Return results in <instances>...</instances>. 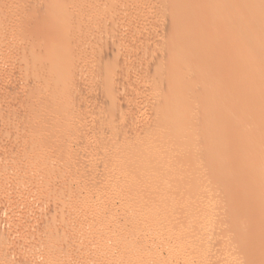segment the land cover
Returning a JSON list of instances; mask_svg holds the SVG:
<instances>
[{"label":"bare ground","instance_id":"1","mask_svg":"<svg viewBox=\"0 0 264 264\" xmlns=\"http://www.w3.org/2000/svg\"><path fill=\"white\" fill-rule=\"evenodd\" d=\"M36 1H38V0H36ZM36 1H34V2H36ZM42 1L44 2L43 5H41ZM79 1L80 0H41L40 5L42 7L40 8V11L42 13H44L46 18L48 19L47 20L46 18H44V19H46V22L44 21V19L43 20L41 19L42 21L45 22L44 25L46 26V28L48 29L51 26L50 23H52L54 26L57 25L58 27H60L59 31H58V33L59 32L60 33L59 34L56 33V34H58L57 36H55L54 32L52 34V35H54V37H53L54 41L59 40L57 46L49 47L48 44L50 42H53V45H56L54 43H56L57 41L54 42L52 39H50L51 40L50 41L47 38L48 34L47 35L45 34V36L49 40V42H48V40L45 42V39H43V38H45V36L40 35L39 32H38V34L35 33L37 31V29H38V31H41V29L39 30V27L37 25L34 26L35 30L33 28V31L31 30L27 33L22 32L20 29V32L22 35H20V33L16 32V31H18L17 28H16L17 29L16 31L15 30L11 31L12 29H15L14 28L16 26L15 23H17L16 21H12V20H14L13 14L10 15L12 17V20H10V21H11V24H14L15 26L12 27V25H11L12 29L8 28L11 30H9L5 36L3 35L4 33L2 32L3 33L2 36H4V37L0 38V39H2V42L7 44L8 47L9 46L11 47V45L17 46V48L14 50V53L16 51L18 52V53H15V54H17V56L20 53L22 54L21 59L18 60L17 57H16L17 59L15 58V61L18 60V62H17L18 64L15 65V67L19 66L20 72L29 73L28 72L29 70L43 69L42 75H39L40 77L38 76L39 79H37L38 82L37 81L36 82L39 85V86L37 85L38 88L40 87L42 89V92H45V93H42L41 89H40L41 93L39 92L38 94L44 95L47 93L48 95L46 97H44L42 95L44 98L42 100H39V101H41V103L39 102L40 104H37L40 106V108L38 106V109H40V112L38 111V113L35 114V116L38 115V116H36L37 119L34 116L32 118L34 120V121L32 120L33 122L29 121V124L25 123V125H28L27 128L30 129L29 125L31 124L30 122H32L31 125H33V127L31 126V128L33 130L31 129L28 131H29V133L32 132L31 135L36 134L34 140L37 141V139H38V141L32 142V141H34V140L31 141V137H33V135L30 136V134H27L28 131L26 129H25L27 131L26 133H25V130L21 129L22 127H25V125H21L20 129L17 127L14 128V126L16 124L13 126L14 130L15 129H17V131L23 130V132L26 135L30 136V141L27 140L28 136L25 137L26 140L28 141V143L31 142L30 144H27V141L25 142V140L17 139V141H20V142L24 141L27 144L26 145L24 143L26 145L25 147L27 148L26 150H28V151H24V152L21 151L22 149L25 148L23 142L21 143V145H23V147L22 146L18 147L20 144L17 146V148H21L20 151L22 153H24L23 156L25 155L26 152L29 153V154L26 153V154H28V155H26L27 160H25V158H24L25 162H27V163L23 164L24 163L23 159H21V161L23 162L22 163L23 165L21 167L19 166V168H21L24 171L26 169H29L28 170L29 173L33 172V170H35V172H36V169L38 167L36 166L37 168L35 169L34 164L37 163V165H38L39 161H41L40 164H42V162L45 161L46 157L48 159V163L50 166L49 168H51V167H53L54 169L59 168V171H60L59 165L55 164L56 163L55 161L57 159L60 160V158H59L60 156L62 158L61 160L67 159V158H65V155L68 154V152H72V151L74 152V149L76 150L75 152H77L76 148L80 147L82 150L84 148L83 145L87 147V145L90 144L88 142L89 144L86 145L87 141L91 140L90 137L87 136L90 133L89 132L87 134L88 129L86 128L87 129V132H86L87 135L86 134L85 135H86V138H89V140L84 139L85 136L83 137L84 134H82V133L86 130L85 128H84L85 130L84 129L82 130L83 132L81 130H78L79 126L81 127L83 124H86V122L88 124L90 122V120H89V122L84 120L85 123H83L84 121H81L80 120L81 117H80L78 121L83 123L82 125H78L80 123H78L75 120L74 124L78 123L77 124L78 129H76L77 126L72 127V126H74V124L71 125L69 123L71 121H67L68 119H65L66 118L65 116H67V114L70 115V116H67V118L71 117L72 116L71 112H72L73 108L78 106V105H76V104H78L76 101H78L81 98L79 97V99H78L77 96L75 98V96L72 94L74 93L75 95L79 96V94L76 93L79 91V90L77 91V88L79 87V86H77V84L81 85L83 83L81 80L84 78L81 76L82 78L80 80L79 79L80 76L78 75V73L80 71L82 72L83 68L81 70L79 69L80 71L76 72L79 77L75 76L76 75L75 70L77 67L75 68V66L73 65L74 64L73 62H76V63H78L77 65H79V62H78L79 59H77V61H72V63H73L72 65H71V61H69V60L67 61V59H68L67 58V50H69L71 53V55H70V53L68 51L69 57L72 56V54H73L71 52L72 47L71 48L69 47L70 44H72L73 47L74 46L78 47L79 45L78 44L73 45L74 42H76V41L71 43V40H73L72 37L70 35H68V37L70 36L69 38L71 39V40L68 39L69 40L68 41L65 35L71 33V31H73L72 33H74V31L77 30V32H78V30L82 29V32L79 31V34L81 32L82 35L81 34L80 35L84 38L86 36V39H88L87 37H89L91 35L88 34L89 36H87V34H86V33H88L87 29L90 31L89 27H91V28L93 27V29L95 30L96 29V28H94V27H96L95 25H97V24L99 25V11L93 13L92 14L93 16H91V13L93 12V10H95L94 7H92L93 10L91 11V10L85 8V7H88V8L90 7V6L86 5V3H88L89 1H87V0H86L87 2H84V0H81L80 2ZM163 1H165L166 4H162V3H164V2H162L161 3L162 5H160V3H159L158 7L160 10H158V11L162 12V13L159 12L160 14H163V13L165 14V12H167V11L170 13L174 12V14L173 13H172V15L169 14L170 16H168L167 19L166 18L165 19H166V21L168 20L167 22L169 24V27H171L169 29L170 31H171V29L175 28L174 32L176 31L175 32L176 34H174V33L173 34L175 37L177 36V38H174L173 40L171 38H168L169 33H168V31H166L167 35H168L167 38L169 39L168 40L169 42H166L168 45L167 46L165 45V47H164L165 50H164V48L161 50V51L164 50L165 53L163 56H162L163 53L162 54L160 53L162 56L161 59L158 58L157 63H155V65L153 67L147 69V76L149 78V81H151L150 85L152 86V88H150V91H149V94H150V100L149 101L150 102L148 104L145 102V104H146L145 108L147 109V111L149 110L151 112V115L148 118V120L146 119L147 122L145 121V123H142V125L139 124V125H141L140 127L134 126L135 127V129H134L132 127L133 126V124H132L131 127L134 130L130 128L131 130L129 129L130 130L129 133L127 130H126L127 132H125V130H124V129H127L126 127H127V125H129L128 123H127L126 127L124 128L123 125L125 126V123L122 122L121 125H122V128H124L123 129L124 132L122 131L121 133H119V129L121 131V128L115 126L116 128H118V129L115 128V131H116L115 132L113 129L114 128L113 124H110L111 122H109V124L113 126V128H112V126H110L111 129L116 134L119 133L118 135L114 134L113 131L111 129H109L110 127L107 126L108 125V123H107L106 126L108 127V131L109 132L112 131V135H111V133H109L107 131L108 135L109 136L111 135L112 138L114 137V135H116L117 137L115 136L116 138H114V139H116V140L118 139L119 142L121 143V144H118V146L119 145L120 146L118 148H115L113 150V152L111 150L108 151V152L111 151L110 152L111 154L109 153L108 155H112V156L115 155V157L117 159V163L115 162L116 165L112 164V162L110 163L109 161H108L109 164H105V163H107L106 162L107 158H105L106 159L105 163H104V161H102L105 164V165L103 164L104 168H100V169H102L101 170L102 172L99 173V175L102 177V180L99 177L100 180L99 179L98 180L100 182H99V185L97 187H101L100 184L108 185V187H109L108 189H110V191L108 190L109 192L106 191L107 193H104L102 195L100 193V195L97 194L96 196H94L97 199L96 200L97 202L95 201V198H94V201L96 202V204H98V205H96L98 209H96V207L94 208L95 204L94 205L92 204L94 210H91L92 208L90 209L87 207L88 210L89 209L91 210V211L89 210L90 212H87L88 211L87 208H84V210L82 212H80L81 214L79 216L80 219L82 218V220L78 221V219H77V221H78L77 224L76 225L74 224V226H72L71 228H69L66 225V220L64 219L66 217L65 216L66 211L71 210V212H72V210H75V209L80 210L79 207H82L81 208V210H82L83 206L85 207V205L87 204V203H84L85 205H83V202H85L86 199L85 200L83 199L84 201L83 200L80 201L78 199L81 197L80 196L78 198L76 197L77 200H73L76 203L73 202V204H70L68 206H66V204H67L66 203L64 206L60 205L59 207L53 208L54 206H56L54 204L53 206H51L53 208L51 210H50L51 207H49L50 211L48 210L47 214L48 215L50 214L52 217L50 216L51 219L47 223H45L43 225V227H46L48 233L50 232L49 236L50 235L52 236L51 231L52 232L57 231L58 234L60 235L58 238V241H60V242L62 240L66 241V238H68V236H71L69 238L70 241L68 240L70 243L73 242L76 245L77 244L81 245L82 243H84V242L86 243V241H89L91 239L92 240H99V235L102 237V236H106L108 234L113 233L116 235V237L114 239V243L117 245V247L119 246L118 247L119 249H122L123 251H125V254H126V252L133 251L134 249H141V248L143 249V248H147L151 244H154V243L156 244V242H154L155 240L157 241V243L162 245V246H160L162 248L166 243L167 244L172 243L171 245H173V246H171L172 248L170 247V249H176L177 247L180 248V246L183 245L181 242V240H184L183 238H185L187 240L193 239L192 242L196 246L199 244L202 245L203 243H207V244L209 243L210 244L211 242H213L211 239H212V235H214V234H212V233L216 231V230L212 231L213 228H211L213 226L214 222L211 223L209 220H206L205 222H203L200 225L199 224L195 225V221H194L197 217V210H196L195 205H192L193 204L192 201L195 198L194 194H195V190L197 189V186L201 187L202 185H204V184H202L201 186L199 185L201 183V181L203 182V180H206L207 182L208 181L212 182L214 179L216 181V185L217 184L221 185L222 180H221V178L218 177V175L219 176L224 175L223 171L229 172L230 169H231V172L233 171L231 167L227 170V168L230 166L229 162H227V161L231 160V157H232L231 154L232 153L235 154L234 155L235 158L233 157V160H235V159L237 160L238 158H236V156H239V155H243V154H246V155L251 154L252 155V154H256V153L257 154L261 153L260 155H263L261 161L264 162V0H170L168 6H167L168 2H166L167 0H163ZM158 2H161V0H159ZM38 4H37V8L39 7ZM28 5L30 6L31 3L27 4L26 8L28 7ZM163 5H166V6L162 7ZM34 6H35V4H34ZM31 7H32V5L30 6V8L28 7V9L31 10ZM34 8H36V7H32V9H34ZM92 8H90V9H92ZM153 8H151V9H153ZM86 10H89L88 12L91 11L89 13L90 14L89 16H88V13L86 12ZM146 11H147V9H146ZM191 11H193L191 13V14H193L192 16L190 14H187ZM1 12H3V11H0V13ZM85 12H86V14H85ZM2 14H4V13H2ZM20 15H19V17H20ZM42 15L43 14H41V17H42ZM153 15H154V13H153ZM186 15H190L191 17L187 16V18H186ZM7 17H8V15H7ZM9 17H8V19H9ZM17 17L18 16H16V18ZM158 17H157V19H158ZM162 17L161 18L164 19V17H166V16H162ZM147 18H148V16H147ZM0 19H1V17H0ZM6 19L7 18H5L4 20H6ZM6 21H5V23L7 24L8 22H6ZM42 21H40L39 25L42 24L41 23ZM47 21H49V22H47ZM2 22H0V25H2ZM163 23L161 22V24H159V25L162 26ZM46 24H49L50 26H47ZM170 24H171V26H170ZM44 25L42 26L43 28L45 27ZM165 26H166V24H165ZM4 27L6 28V26H4ZM46 28H44V29H46ZM44 29H42V33H44L43 32ZM93 29L91 31H93ZM165 30H167V29H165ZM95 32L96 31H93L92 33H95ZM157 32H156V34H158ZM171 32H173V31H171ZM181 32L183 33V35ZM84 33L86 34L85 36H83ZM147 33H149V32H147ZM0 34H1V32H0ZM76 34L74 33V35H76ZM156 34H155V36H156ZM37 35H40L39 38H41L43 36L40 41L42 43L43 42L46 43L47 45L42 44L40 42H36V44L37 43L41 44V45H38V44L36 45L38 47L40 46V49L37 52H30L29 53L27 51V49L29 48L30 45L32 47V43L35 42V40L37 39ZM78 35H76L74 38L77 39ZM20 36H24V37H20ZM96 36H98V33L96 34ZM164 36H165V34H164ZM170 36H172V35H170ZM50 37H52V36H50ZM21 38H24V40H23L24 45H22L18 42ZM91 38L95 39L93 36ZM159 38H161V37H159ZM33 39H34V41H33ZM155 39H157V38H155ZM89 40H90V38H89ZM89 40H86V41L89 42ZM96 40H98V39L96 38ZM165 40H167V39L164 38V41ZM79 41H80V39H79ZM83 41H85V40H83ZM20 42H21V40H20ZM87 42H85V43H87ZM4 43H1V45H3ZM17 43H19V46L17 45ZM85 43H82V44L84 45ZM90 43H89V45H90ZM160 43H161V41H160ZM50 44L52 45V43H50ZM81 45H80V47H81ZM46 46H48L49 49ZM85 46H86V44H85ZM163 46H164V44L162 45V47ZM199 47H201V48H199ZM68 48H70L71 50ZM83 48H84L83 46H82V48H80V51L82 50V52H84V53L81 52L82 55L80 53H77V54L81 55L80 57L83 56L82 60L80 58L81 64L83 63V60L87 59V56H88V59L90 57L89 61L92 64L93 63L98 64V66L96 64H94V65H96V67L99 69V64H100L99 63V47L96 48V45H95V46H93V48H95V49H93L90 46H89V48L87 46L88 49H93V50H91L90 56L88 54L86 56V52L84 51L85 49H83ZM34 49H36V48H34V46H33V49H28V50L33 51ZM74 49H73V52H75ZM86 51H87V49H86ZM78 52H79V50H78ZM89 53H90V51H89ZM74 56H75V54H74ZM84 56H86V59L84 58ZM226 56H230L228 61H226V59H227V58H225ZM19 57H20V55H19ZM15 61H14V63H15ZM85 62L88 63L87 61H84V63ZM102 64H101V66H102ZM82 65H80V67ZM240 67H242V71L237 74L236 71ZM16 68H18V67H16ZM78 68H77V70H78ZM100 69H101L100 74H99V72L98 73L95 72L96 73L95 76H93L94 75L93 73H91V75H89L90 76L89 78L87 76V78H86L87 83L86 84H89V85L92 84V86L97 88V89H93L94 91L100 89L99 90L100 96L98 93L99 91L98 92L95 91L98 93V96H96V98H100V100L99 99H97V100H99L98 102L101 103V107H102V104L105 105L108 103L109 106L108 107L106 106L107 109L105 108V106H103L105 108V110L107 111L109 109V107L111 106L112 102L113 101L115 102V99H116V93L115 92L116 91H114V89L111 88L112 87L111 84L113 83V80H112L113 77L111 76V72H109V70L107 68L106 61L103 64L102 68H100ZM18 71H19V69H18ZM40 72H41V70H40ZM84 72H82L81 75H83ZM27 73H26V75H27ZM87 73H90V72H87ZM85 75H88V74L85 73ZM29 78L27 79L28 81H29ZM27 80H25V82H26V83L24 82L25 84H27V82H28ZM19 82H20L19 79L17 80V79L13 78L8 83V85L6 84L7 85V91L9 92V94H12L10 92L15 93L18 90V88L21 86V84H20L21 82L20 83ZM80 82H82V83L79 84ZM88 82H90V83H88ZM29 83L31 84V80ZM84 83H85V80H84ZM25 84H23V87ZM18 85H20V86H18ZM83 85L84 84H82V86ZM4 86H5V84H4ZM28 86H30V85H28ZM92 86H89V87L92 88ZM25 87H26V89L24 88L25 90L28 89V91H30L26 85H25ZM20 88L22 89V87H20ZM80 88H82V87H79L78 89H80ZM84 88H85V86H84ZM4 89H6V86ZM28 91H26V92H28ZM51 91H53V92L51 93ZM91 91H92V89H91ZM1 92H2V90H1ZM49 92L52 95H50ZM79 92H81V91H79ZM14 93L12 95H14ZM5 94H8V93L5 92ZM20 94L21 93H19V95ZM93 94H92V96H93ZM19 95H17L18 96L17 99H19L21 97V96L19 97ZM95 95H97V94L95 93ZM72 96H74L76 101L73 100L74 98ZM119 97L120 96L118 95L117 98H119ZM1 98H2L1 100L5 101V99H9L12 97L10 96V97L5 98V99H3L4 97H1ZM39 98H41V97H39ZM92 98H94V96ZM92 98H91V100H93ZM13 99H15L14 96H13ZM49 100L51 102H49ZM18 101H20V99ZM88 101H90V100H88ZM147 101H148V99H147ZM109 102H111V103H109ZM91 103L93 104V102H91ZM99 103H97V105H95V106L90 105L92 110H90V108L88 110L94 111V112H90L87 110L88 112H90V115H91V113H93L92 115H94V113H96V111L99 110V107H100ZM142 103H144V102H142ZM145 104L144 105L142 104L143 108H144ZM83 106H84V104H83ZM85 106H86V104H85ZM88 106H89V104H88ZM35 107H37V106H35ZM103 107L101 109H104ZM32 108H30V110H32ZM113 108L114 107H112V109ZM49 109L51 110V112L54 111L55 116H56V114H57V116L54 118L52 115V117L54 119L50 118V119H48V121L45 122L44 118L45 119L48 118V117H46V112H50ZM86 109H84L85 110L84 112H87ZM105 110H103V111H105ZM55 111L57 113H55ZM75 111H76V108H75ZM80 111L82 112V110H80ZM29 112H27V113L30 115L32 112L31 113H29ZM0 113H1V111H0ZM8 113L10 114V112H8ZM76 113H77V111L73 114H76ZM2 114H3V112H2ZM5 114H7V112ZM5 114L2 115V117H4ZM28 114H27V117L29 116ZM50 114H53V113H50ZM50 114H49V117H50ZM18 115H20V116L16 122L19 123L20 118H21V120H23V118L21 116V115H23V113L18 114ZM87 115H89V114H87ZM97 115L99 116V114H96V116ZM107 115H105V116H107ZM116 115H118V114H116ZM116 115H115V117H116ZM23 116L25 117V115H23ZM77 116H80V115L78 114ZM77 116H75V117H77ZM81 116H82L81 119H84V116L83 115H81ZM89 116H86V118L88 119ZM94 116L92 118H96ZM16 117H18V116H16ZM75 117L72 118V121H74L73 119H76ZM107 117H109V116H107ZM115 117L113 119H115ZM257 118H260V119L257 120ZM8 119H11V117L8 118V116H7V120ZM14 119H16V118L14 117ZM35 119L37 120V122L35 121ZM42 119L44 120L43 122H42ZM110 119H111V117H110ZM93 120L94 119H91V122H92V124H95L94 126L90 125L91 123H89L88 125H85L87 127L90 125L91 130H93L94 129L93 127H95L96 124L99 123V121L97 122L96 119L94 122H93ZM105 120H106V118H105ZM107 120H108V118H107ZM0 121H1V119H0ZM9 121L11 123L13 122L12 119ZM24 121H23V124H24ZM102 121H100V123ZM16 122H14V123H16ZM34 122H36V123H34ZM105 122H108V121H105ZM18 123H17V126H18ZM71 123H73V122H71ZM0 124H1V122H0ZM116 124H118V123L116 122ZM3 125H5V124H3ZM98 125L99 124H97V126ZM10 126H11V124L8 127H10ZM8 127L6 126V128H8ZM36 127L38 128L36 131H39L37 133L35 131ZM0 128H1V126H0ZM103 128H104V126H103ZM54 129H55V132L58 136H54L53 138H51L49 140L47 138L45 139L46 136H44V135H48L49 133L53 132ZM69 129L71 130V132H69V133L70 134L73 133L72 134L73 137L68 136V134H67V137L65 136L66 135L65 131H69ZM80 129H82V128H80ZM96 129H97V127H96ZM102 129H100V130L102 132H105ZM105 130H107V129H105ZM117 130H118V133H117ZM1 131H3V130H1ZM17 131H16V133H17ZM33 131H35V133ZM101 131H99V129H97V132L99 134H104ZM3 132H5V131H3ZM23 132H20V134H23ZM97 132L95 131L93 133L94 135L92 133H90V134H92L94 137H96L95 135ZM77 133L78 134L81 133V135H78ZM12 134H14V133H12ZM75 134L77 136H82L83 137L82 141L86 140V143L83 144L85 141L83 143H81L77 139H76L77 141H75L74 139L72 140V138H77V137H74ZM99 134H98V136H99ZM104 135L99 136V137H104ZM16 136L19 137V134L18 135L16 134L13 137L15 138ZM8 137H9V135H8ZM13 137H9V139L10 138L12 139ZM20 137H21V135H20ZM82 137H81V139H82ZM111 137H110V139H111ZM54 138H55V140H54ZM91 138H92L91 141H93L94 138L93 137H91ZM9 139H7V140H9ZM39 139L40 140L41 139L48 140V141L52 140V144H49V146H46V145L40 146V145H43V142H46V141H42V144H40L38 146V143L41 142ZM81 139H80V141H81ZM100 139H103V138H100ZM12 140H14V139H12ZM12 140L8 141V142H10L11 146H13L12 145L13 142L11 143ZM95 140H97V139H95ZM136 140L138 142H136ZM133 141L136 142L137 144L134 145L135 143ZM14 142H16V140H14ZM99 142H101V141L98 140V143L96 142L98 145H96L95 143H94V145H96L98 147ZM132 142L134 144H133V146H130V143H132ZM91 143H93V142H91ZM10 144H9V147H10ZM62 144L65 145V150H63V151H61V147H63ZM56 145H59L60 148L56 149L55 148V147H57ZM60 145H62V146H60ZM100 145L103 146V144H100ZM15 146H16V144H15ZM90 146L91 145H89L88 147L90 148ZM96 146H93V144H92V147L96 148ZM53 147L56 150V152L58 150V152H57L58 155H56V156L53 155L54 158H51L50 156L44 155V152L45 153L48 152ZM105 147H107V146H105ZM105 147L103 146V147H101V148L99 147V148H100V150H102ZM114 147H115V145H114ZM91 148H90V150H92ZM99 148H98V150H99ZM108 148H106V149H108ZM6 149H10V148H6ZM11 149H12V147H11ZM88 149L86 150L87 152L89 151ZM13 150H18V149L15 148V149H12L11 151L10 150L9 151L11 153H14ZM86 151H85V156H86ZM94 151H96V150L94 149ZM104 151H106V150H104ZM52 153L53 152H50L51 155H52ZM62 153L63 154L65 153V154L63 155ZM19 154H20V152H19ZM73 154H71V156H73ZM159 154L161 156H159ZM11 155H13V154H11ZM74 155L77 156V153ZM228 155L230 156V158H228L229 160H227ZM7 156H9V155H7ZM63 156H64V158H63ZM250 156H248L249 159H246V161L248 163L253 160V159L250 160ZM108 157H110V159L113 158L111 156H108ZM259 157H261V156H259ZM256 158L259 162L258 157H256ZM105 159H103V160H105ZM77 160L78 159H76V161ZM93 160H91L92 163H93ZM225 160L228 163V165L225 162ZM248 160H250V161H248ZM65 161H67V160H65ZM74 161H75V159H74ZM246 161L244 159L245 163H247ZM58 162H60V161H58ZM224 162H225V165H224ZM234 162H236V161H234ZM258 162H255V163L257 164ZM63 163H64V161H63ZM99 163H101V162H99ZM197 163H198L199 167L196 166ZM200 163L203 165L200 166ZM213 163H216V164L219 163V165H220L218 167L219 169L218 168H215V169L212 168ZM252 163L250 162L249 164L251 165ZM260 163H262V162H260ZM230 164H232V166H233V163H231V161H230ZM236 164L238 165L237 162H236ZM249 164H247L246 169L248 168ZM62 165L64 166V164H62ZM67 165L68 164H66L65 167H63V169H66V167H68ZM69 165L71 166V164H69ZM214 165H213V167H214ZM226 165H227V168H225ZM237 165L233 166L234 167L233 169L236 170V171L234 170V172H238L237 170H239L242 167V165H239V166H237ZM29 166L30 167L32 166L34 169L32 171H30L31 168ZM60 166H61V164H60ZM217 166H218V164H217ZM236 166H237V169L235 168ZM245 166L243 168H245ZM24 167L26 169H24ZM19 168H18V170H19ZM211 168L214 169L215 175H210L211 173H213V170ZM93 169H94V166H93ZM61 170H62V168H61ZM97 170L98 169H96V171ZM46 171H47V169H46ZM69 171H71V170H69ZM93 171L89 172L90 175H91V172H93ZM35 172H34V174H35ZM39 172H41V171H38L37 176H39L41 174V173L39 174ZM216 172H217V174H216ZM258 172H260L259 175L256 177H253V178L252 177L249 178L250 176L249 177L245 176V175L244 176L246 178H249V183H248L249 185L247 184L248 186L251 187V185H250V183H251L255 188L257 187L258 189H261V188H264V170H261ZM69 173H71V172H69ZM208 173H210V174H208ZM36 174H37V172H36ZM234 174H237V173H234ZM240 174H239V177L241 176ZM61 175H63V174H61ZM78 175H80V174L78 173ZM94 175H96V174H94ZM209 175H210V177L212 176V178H210ZM74 176H76V175H74ZM220 177L223 178V176H220ZM92 178H93V176H92ZM94 178H95V176H94ZM181 178H184V180ZM216 178H219V179H216ZM83 179H84V177H83ZM89 179H91V178H89ZM234 179H236V178H234ZM64 180H66V179H64ZM69 181H70V179L67 182H69ZM240 181L242 182V180H240ZM243 181H244L243 183L246 184L244 178H243ZM226 182H228V181L225 180L223 185H225ZM62 183L64 184L65 182H62ZM62 183L59 184V185H61V188L64 187V186H62L63 185ZM89 183H91V182H89ZM47 184H50V183H47ZM92 185H90V186L93 187ZM53 186H54V184H53ZM86 186H87V184H86ZM259 186H260V188H259ZM91 187H90V189H92ZM58 188H60V187H58ZM137 190L139 192L141 191V193L136 194L135 192H137ZM185 190H187V192H185ZM183 192H185L187 194L183 198L184 200H181V201H178L179 199L176 200L177 196H179V194H182ZM158 194L161 196L157 197V199H154V198L152 199V196H157ZM87 195H85V196H87ZM89 195L92 196V194H89ZM257 196H256L257 198L254 196V198L251 200L252 204L249 206H251L253 208L263 209L264 208V196L263 195L262 196L257 195ZM82 197H81V199H82ZM89 197H86V198L88 199ZM65 199H64V202L67 201V200L65 201ZM74 199H75V196H74ZM90 199H91V197H90ZM47 201H49V200H47ZM58 201H60V200H58ZM68 201H70V198L68 199ZM79 201L80 202L83 201L82 202L83 206L80 203H77ZM58 203H62V202H58ZM184 204L186 206L182 210V208H180V206H183ZM48 206H49V204H48ZM48 206H46L45 208H47ZM85 209L87 211H85ZM242 209H243V207H242ZM208 210H209V208H208ZM45 213H44V216H45ZM67 213L69 214V212H67ZM238 214L236 215V216H238L237 219L240 218ZM123 215H125L124 219H123ZM77 216H78V214H77ZM120 216H121V218H120ZM233 217H234V215H233ZM184 220L188 221L187 222L188 225L182 224V222ZM262 221H263V219H262ZM67 222H68V220H67ZM190 222L192 225L190 224ZM242 222H243V220L241 221V223L240 222L238 223L236 219H234L233 222H231V224H232V226H231L232 227L231 228L232 235H231V233H230V235L234 236L233 238L235 239V240L233 239L232 244H234L236 246V244L240 243L238 245L241 247L243 245H245L244 248L242 249V250H244L248 245H250L249 241L248 242L245 241L244 237H245V235H248L246 233L248 231H250L249 228H252L251 230L257 229L259 226L258 223L260 224V222L258 221V222L251 223L252 225H250V226L248 225L249 227H247V225L245 224L246 222H243V225L245 224L243 226ZM35 223H36V221H35ZM193 224L198 228H199V226H201L200 230L197 231L196 234L191 233L192 231L190 232V230H189V229L193 230L195 228V227L191 228L194 226ZM38 225H36V226H38ZM64 225H66V227L69 229H66L65 227H64L65 228L64 229L63 228ZM34 227H35V225H34ZM202 227H204L206 229L203 232H202V229H203ZM206 227L207 228L210 227V229L209 228L207 229ZM36 229H38V228H36ZM133 229H136V230L138 229V231L136 233H133L135 235H133V234L131 235V233H129ZM187 230L189 231L188 233H186ZM193 231H195V230H193ZM258 231H259V228H258ZM227 233H228V231H227ZM37 234H38V232H37ZM128 235H130V236H128ZM49 236L46 237L44 243L49 245V247L50 246L55 247V245H57V243H58L57 239H55V237H53L54 239H51V237H49ZM135 236H137V237H135ZM38 237H39V235H38ZM137 238H142V239L145 238V240L144 241L142 240L143 242H141V245H138V243H137L138 241L136 240ZM42 239H43V237H42ZM121 240H122V242H120ZM150 240H151V242H150ZM111 241H113V240H111ZM44 243H43V245H44ZM114 243H112V242L110 243V244H112L111 247L113 246ZM155 244L152 245L153 248L158 246V245L155 246ZM188 244H190V243H188ZM97 245H99V244H97ZM116 245H115V247H116ZM234 245H232V247ZM108 246L110 247V245H107V247ZM230 246H231V243H230ZM262 246L264 247V245H262ZM107 247H106V250L109 248V247L108 248ZM115 247L113 246L112 249H114ZM187 248L188 247H186L185 249H187ZM51 249L52 248H50L49 250H51ZM144 250H146V249H144ZM182 250H183V247H182ZM247 250H248V248L246 249V251ZM118 251H120V250H118ZM244 252H245V250H244ZM245 254L246 253H244V256L242 255V257L239 256L241 258H236V256L233 257V258H235V260H233L231 257L232 260L231 259L230 260L233 262L230 264H257V261L259 262V259L257 260L255 258H251L247 254L246 255ZM200 261L202 262V260H200ZM202 263H204V262H202Z\"/></svg>","mask_w":264,"mask_h":264},{"label":"rangeland","instance_id":"2","mask_svg":"<svg viewBox=\"0 0 264 264\" xmlns=\"http://www.w3.org/2000/svg\"><path fill=\"white\" fill-rule=\"evenodd\" d=\"M34 1H36V0H0V11H3V12L0 13V17H1L0 22H2L5 18L8 19V17L11 14L14 15V17H13L14 20H12V17L10 16L8 20L6 19L7 21L4 20L3 21L4 23L2 22V25H0V32H1L0 38L4 37L7 34V32L12 29L11 25H12V27L16 25L14 27L15 29H12L11 31H13V30L16 31L18 29V31H16V32L20 33V35H22L21 32H20V29H21L22 32H24V33L26 32L27 33V32H29L31 30L33 31V28L35 30L34 26L37 25L39 27V30L41 29V31H38V29H37V31L36 32L34 31V32L37 33V34L39 32V34L43 35V36H45V34L46 35L48 34L47 38L49 40L50 39L53 40V37H54V35H52L53 32H54L55 36H57L60 33V32L58 33L60 27H58L57 25L54 26L52 23H50L51 26L49 24H46L47 26H50L48 29L46 28L44 23L46 22L47 18L44 15V13H42L40 11V8L42 7L41 5H43L44 2L42 1V4L40 5L41 0H38L39 2L38 1L34 2ZM87 1H89V2L86 3V5L90 6V7L89 8L85 7V8H87V9H89L91 11L93 10L92 7H94V9H95L91 13V16H93L92 15L93 13L99 11V25L97 24V25H95L96 27H94L97 30L96 29L94 30L93 27L92 28L89 27L90 31L87 29V32H88V33H86L87 36L91 35V36L87 37L88 39H86V36H85L86 34L85 33L83 34V36H85V38L81 36L82 35V33H81L82 29L78 30V32H77V30L74 31L75 34L77 33L76 35H78L79 31H81L80 32L81 35L79 34L78 35L79 37L77 36L78 40L76 38H74L76 35H74V33H72L73 31H71L72 34L68 32L69 34L65 35L67 40L68 39L71 40L69 37L70 36L72 37L73 40H71V43L76 41V42H74L73 45H75V44L79 45L78 47L77 46L73 47L72 44H70V46L68 45L70 48L72 47V51L71 52L73 54H72V56L69 57L68 55H69L70 51L67 50V58H68L67 61L68 60L71 61V65L74 63L73 65L75 66V68L79 67L78 70L76 68L77 71L75 70V73L80 71L82 68H83L82 72L85 71L83 73V75H81V73H82L81 71H80L81 73L80 72L78 73V75L80 76V78H79L80 80H81L82 77H84L81 80L83 83L82 82L79 83V84L82 83L84 85L82 86V84L81 85L77 84V86L82 87V88L78 89L79 87L78 88L76 87L77 91L78 90L81 91V92H79V91L76 92L77 94H79V96L75 95L74 93L72 94V95L75 96V98L77 96L78 99H79V97L81 99L82 98L83 99L82 100L79 99L78 100L79 102H78V101H76L74 96H72L74 98V99L73 98L72 99L75 100L78 103V104H76L78 106L75 107L77 113L73 114V113L76 112L75 108H73V110H72L73 113L71 112V115L73 117L71 116V117L67 118V116H70V115L67 114V116H65L66 117L65 119H68L67 121L73 122V123L69 122L71 125L74 124L75 120L78 123H80V124H78L76 122L78 125H82L83 123H85L84 120H86L88 122L90 120L89 123H91L90 125H92V126H94L95 124H92L91 119H94L93 122L95 121V119L97 120V122L99 121V123H97L99 125L97 126V124H96V126L93 127L95 130L94 129L91 130L90 129V125L88 126L89 128L87 126H85V125L89 124V123L87 124V122H86V124L82 125L83 127L79 126V129H78L77 124H74V126H72V127H76L77 126L76 129L81 130V131L84 128L85 129L87 128L88 132H87V129L86 130L84 129L85 130L84 132L82 131L83 132L82 134H84L83 137L85 136L84 139H86V140H89V138H86V135L89 132L93 134L95 131L97 132V129H99V131H101L100 129H102L103 126L107 130H105L103 128L102 130H104L105 132L101 131L105 135L104 134H99L98 132L95 135L96 137L98 136V134H99V136H103L104 135V137H99L98 136L96 138V137L93 136L94 134L92 135V134L89 133L90 135L88 134L87 136H89L91 140H92L91 137H93L94 139H93V141H91V140L87 141V143H86V140H84L85 142L82 141L83 140L82 136H77L75 134L76 136L74 135V137H77V138H72V140L73 139L75 141L78 140L81 143L84 142L83 144L86 143V145L90 143L89 144V145H91L90 148L92 147V144H93V146L98 145L97 144L98 140L101 141V142H99V146L98 147L97 146H96V148L92 147L91 148L92 150H90V148L88 147L89 145H87V147H86V146H84L82 144L83 147H84L82 149L83 151L81 150L80 147L76 148L77 152H75L76 151L75 149H74L75 153L72 151L74 154L77 153V156H75L72 152H68V154L65 155V158H67V159L61 160L62 158L60 156L59 157L60 160L57 159L60 162H58L57 160L55 161L56 162L55 164L59 165L60 171H59V168H56V167H55L56 169H54L53 167L49 168L50 166H49L48 159H47L46 156H45L46 157L45 161H43L42 164H40L41 161H39L38 165H37V163L34 164L35 166L33 165L35 169L37 167L40 169V170L38 168L36 169L37 174H36L35 170H33L34 168L32 166L31 167L29 166L31 168L30 171L33 170V172H31V173H29L28 172L29 169H26L25 167H24V169H26L25 171L22 170L21 168H19V166L21 167L23 164L27 163V162H25V160H27V158H26L27 156L26 155L29 154L28 152H26L28 154L25 153V155H24L25 157H24L23 156L24 153H22L21 151H23V152L24 151H28V150H26L27 148L25 146L27 144L31 143V142L28 143V141H30V136L33 135V137H31V141L35 139V135L36 134H32L31 135L32 132L30 131L31 133H29L28 130L32 129L31 126L33 127V125H31L32 122L34 121L32 118L35 116L36 113H38V111L40 112V109H38L39 105H37V104H40L41 101H39V100H42L48 94L47 93L44 94V95L42 94L44 97L41 94H38L40 92L41 88L40 87L38 88L39 85L37 83L38 82L37 79H39L38 78L39 75H42L43 69L29 70L28 72L29 73L31 72L30 74L27 73V72H25V73L24 72H20L19 66H16V67H18V68H16L15 65L18 64L17 62H18L19 59H21L22 54L21 53L19 54L20 57H19V55L17 56V54H15V53H18V52L16 51L14 53V50L17 48V46L16 45H11V47L10 46L8 47L7 44L2 42V39H0V89L2 90V92L0 90V111H1V113H0V116H1L0 117V119H1V121H0L1 122V124H0V126H1V128H0V264H211V263L212 264H230V263L233 262V261H231L232 259L235 260V258H233V257L236 256V258H241L242 255L244 256V253H246L251 258H255L257 260L259 259V262L257 261V264H264V247L262 246V245H264V229H263L264 228V208L263 209H258V208H253V207L249 206V205L252 204L251 200L254 198V196L255 197L257 195H260V196L263 195L264 196V188H261V189H258L257 187L255 188L251 183H250L251 187L248 186L249 185L248 184L249 183V178H251V177L253 178V177L258 176L259 173H260L258 171L264 170L263 169L264 168V162L261 161L263 155H260L261 153L260 154L256 153V154H252V155L251 154L239 155V156H236V158H238L237 160L236 159L233 160V157H234L235 154L232 153L231 154L232 157H231L230 161H231V163H233V166L237 165L236 162L238 163L237 166L242 165V167L239 170H237L238 172H234L235 169H233L234 167L232 166V164H230V161H227V162H229V165H230L227 168L228 163L225 160V162L227 163L225 168H227V170H228L231 167L233 171L231 172V169L229 170V172L223 171L224 175H220V176H223V178L218 175V177L221 178V180H222V184H221L222 186L219 185V184L216 185L215 179L212 182L211 181L207 182L206 180H203L204 183L201 181V183L199 185L200 186L202 184H204V185H202L201 187L197 186V189L195 190V194H194L195 198L192 201L193 204L191 203L192 205H195L196 210H197V217H196V219L194 221H195V225H197V224L200 225L203 222H205L206 220H209L211 223L214 222L213 226L211 228H213L212 231L213 230H216V231L212 233V234H214V235H212V239H211L213 242H211L210 244L208 243L209 245L207 243H203L202 245L199 244V245L196 246L192 242L193 239L187 240V239L183 238L185 241L181 240L183 245L181 244L182 246H180V248L177 247L176 249H170V247L173 246V245H171L172 243H170V244L166 243L167 245L165 244L163 246V248H162V247H160L162 245L157 243V241L155 240L154 241V242H156V244L154 243L155 246L158 245L155 248L152 247V245H154V244H151L147 248L134 249L133 250L134 252L130 251V252H126V254H125V251H123L122 249H119L118 248L119 246L117 247V245L114 243V239H115L116 235L113 234V233L112 234H108L106 236H102V237L99 235V240H92L91 239L89 241H86V243L85 242L82 243L81 245H78V244L76 245L73 242L70 243L69 242L70 241L69 238L71 236H68V238H66V241L65 240H62L61 242L58 241V238H59L60 235L58 234L57 231H53V232L51 231L52 236L51 235L49 236L50 232L48 233L46 227H43V225L45 223H47L52 217L50 214L49 215L47 214L48 213L47 211L49 210V207L53 206L54 204L56 206H54L53 208L59 207L60 205L64 206L66 203H67L66 206H68L70 204H73V202H74L73 200H77L76 197L77 198L80 197V196L82 197L83 195L85 196L88 193L92 194V196L88 194L91 197V199H90V197L88 195L85 196V197L83 196L82 199H81V197L78 198L80 201L83 200V199L84 200L86 199L85 202H83L84 200L82 201L83 205H85L84 203H87L86 204L87 206L85 205V207H84L82 205V202H80V201L77 202V203H80L83 206L82 210H81L82 207H79L80 210L75 209L76 211L78 210L77 211L78 213L75 210H72V212L74 211L73 213L71 212V210L70 211L69 210L66 211V213H65L66 217L64 219L66 220V225L69 228H71L72 226H74V224L76 225L79 220H82V218L80 219L79 216L81 214L80 212H82L84 210V208L88 207L90 209L92 208L91 210H94V208L96 207V209H98L97 206H96V205H98V204H96V202H97L96 200L97 199L94 196H96L97 194L100 195V193L102 195V194L107 193V192L110 191V189H108L109 188L108 185L100 184L101 187H97L99 185L100 178L102 180V177L99 175V173L102 172L101 171L102 169H100V168H104V165L105 164H109V162L110 163L112 162V164L116 165L117 159H116L115 155L112 156V155H108V154L111 151L113 152V150L115 148H118L120 146V145L118 146V144H121L119 142V140L118 139L116 140L114 138H116L117 137L116 135H118L119 133H121L123 131V129L126 127L127 123L129 125H127V127H126L127 129H124V130H125V132L128 131V133H129L131 129H133V128L135 129V127H140L142 125V123H145L146 119L148 120V118L150 117L151 112L149 110L147 111V109L145 108L146 107L145 102L147 104L150 102L149 101L150 100L149 91H150V88H152V86L150 85L151 81H149V78L147 76V69L153 67L155 65V63H157L158 58L161 59V57L164 55V53H165L164 52V50H165L164 47H165V45L166 46L168 45L166 42H169L168 38H171L172 40L174 38H177V36L176 37L174 36V34H176L175 33L176 31L174 32L175 28L172 27L173 29H171V31H173V32H171L169 30L171 27H169V24L167 22L168 20L166 21L167 17L172 15V13L174 14V12L170 13V12L167 11L168 13L165 12V14L164 13L160 14L162 12L158 11V10H160L159 7H158L159 3H160V5L166 4L165 1H163V0H161V2H158L159 0H91V1L87 0ZM87 1L84 0V2H87ZM169 1L170 0L166 1V2H168L167 6L169 4ZM162 2H164V3H162ZM30 3L32 5V7H36L34 9H32V7H31L32 11L30 9H28V7L30 8L31 5L30 6L28 5V7L26 8L27 4H30ZM34 4H35V6H34ZM37 4L39 5L38 8H37ZM164 6H166V5H163L162 7H164ZM90 8H92V9H90ZM145 8L147 9V11H146ZM151 8H153V9H151ZM89 10H86V12L88 13V16L90 15L89 13L91 12V11L88 12ZM86 12H85V14H86ZM192 12L193 11H191V12H189L187 14H190L192 16L193 15V14H191ZM2 13H4L5 15L2 14ZM153 13H154V15H153ZM41 14L44 15V16L42 15L43 18L41 17ZM7 15H8V17H7ZM15 15L18 16V17L16 18ZM19 15H20V17H19ZM146 15L148 16V18H147ZM190 15H186V18H187V16H190ZM162 16H166V17H164V19H162L163 18ZM157 17H158V19H157ZM44 18H46V19H44ZM41 19L42 20L44 19L45 22L42 21ZM10 20L16 21L17 23L14 22L15 25L11 24ZM39 20L42 21L41 23L45 26L44 28H46V29H44L42 27L43 26L42 24H41L42 26L39 25L40 24ZM5 21L8 22V23L6 24ZM47 22H49V21H47ZM161 22L162 23L164 22L162 24V26L159 25V24H161ZM165 24H166V26H165ZM4 26H6V28ZM170 26H171V24H170ZM8 28H11V29H8ZM42 29H44V31H43L44 33H42ZM92 29H93V31H96L98 33L99 37L96 36V34H97L96 32L92 33L93 32V31H91ZM165 29H167V30H165ZM166 31H168L169 37H168ZM147 32H149V33H147ZM156 32L158 34H156ZM56 33H58V34H56ZM2 34L4 36H2ZM155 34H156V36H155ZM164 34H165V36H164ZM40 35H37V39L35 40V42H33L35 45L32 43V47L30 45L29 48H28V49H33V46H34V48H36V49L38 48V49L37 50L34 49L33 51L32 50L29 51L27 49V51L29 53L30 52H37L40 49V46L39 47L36 46L37 44L41 45L40 43H42L40 40H41V38L43 36L41 38H39ZM68 35H70V36L68 37ZM170 35H172V36H170ZM182 35H183V33H182ZM50 36H52V37H50ZM92 36L95 39L91 38ZM20 37H24V36H20ZM159 37H161V38H159ZM47 38H46V36H45V38H43V39H45V42L48 40ZM89 38H90V40H89ZM96 38L98 40H96ZM155 38H157V39H155ZM164 38L167 39V40L164 41ZM34 39H33V41H34ZM79 39H80V41H79ZM20 40H21L22 43L20 42ZM20 40L18 42L20 44L24 45V43H23L24 38H21ZM49 40H48V42H49ZM83 40H85V41H83ZM86 40H89V42H87ZM58 41L59 40H55L54 41V42H56V43H54L56 45H53V42H50V43H52V45L49 43L48 44L49 47L57 46ZM160 41H161V43H160ZM36 42H40V43L36 44ZM85 42H87L88 44L85 43ZM1 43H4V44L1 45ZM19 43H17L18 46H19ZM82 43H85L86 46H85V44L83 45ZM89 43H90V45H89ZM42 44H46V43L43 42ZM163 44H164V46L162 47ZM80 45H81V47H80ZM95 45H96V48L99 47V63H100L99 64V69L96 67V65L98 66V64H96V63L92 64L89 61L90 57L88 59V56H87V54L90 56L91 50L95 49V48H93V46H95ZM82 46L84 47L83 49H85L84 51L86 52V56H87V59H88L87 60L86 56H84V58L86 60H83V63H84V61H87L88 63H86V62L84 64L82 63L83 65L81 64V60H82L83 56L80 57L82 55L81 54L82 50L80 51V48H82ZM87 46H88V48L90 46L93 49H88ZM46 47H48V46H46ZM49 47H48V49H49ZM70 48H68V49H70ZM163 48H164V50L161 51ZM199 48H201V47H199ZM73 49L75 50V52H73ZM86 49H87V51H86ZM78 50H79V52H78ZM88 50L90 51V53H89ZM68 51H69V53H68ZM77 53H80L81 55L77 54ZM82 53H84V52H82ZM160 53L161 54L163 53L162 56H161ZM74 54H75V56H74ZM70 55H71V53H70ZM16 57L18 58L17 61H15ZM80 58H81V60H80ZM225 58H227L226 61H228L230 56H226ZM77 59H79V61H78L79 65H77L78 63H76V62L72 63V61H77ZM14 61H15V63H14ZM105 61L107 63V68H108L109 72H111V76L113 77V79H112L113 83L111 84V86H112L111 88H113L114 91H116L115 93H116V99H117V100L115 99V102L114 101L112 102V104L110 106L111 108L109 107V109L107 111L105 110V108L107 109V107L109 106L108 103L105 104V105L102 104V107L105 106V108L103 107L104 109H101L102 108L101 107V103L98 102L100 100V98H96V96H98V93H99V96H100V91H99L100 89L99 90H95L97 92L99 91L97 93V92H95L93 90V89H97V88L92 86V84H90V85L86 84L87 83L86 82V78H87V76L89 78L90 77L89 75H91V73L94 74L93 76H95V74L98 73V72H99V74L101 73V69L100 68H102V66L105 63ZM94 64H96V65H94ZM101 64H102V66H101ZM80 65H82V66L80 67ZM18 69H19V71H18ZM40 70H41V72H40ZM86 71L90 72V73H87ZM241 71H242V67L237 69L236 72L238 74ZM26 73H27V75H26ZM85 73L88 74V75H85ZM78 75L76 73L75 76L79 77ZM13 78L17 79V80L19 79V81L21 82V83L19 82L21 84V86L20 85H18V86L22 87V89L19 87L20 89L18 88V90L15 93L14 92H10L12 94L14 93V95L9 94V92L7 91V85L11 81V79H13ZM28 78H29V81L27 80ZM25 80L28 81L27 84L30 85V86L25 84L26 83ZM30 80H31V84L29 83ZM84 80H85V83H84ZM3 83L5 84L6 89H4L5 86H4ZM88 83H90V82H88ZM23 84H25L29 88L30 91H28V89L25 90L26 87H25V85L23 87ZM88 85L92 86V88L89 87ZM84 86H85V88H84ZM91 89H92L93 92L91 91ZM26 91H28V92H26ZM5 92L8 93V94H5ZM41 92H42V89H41ZM52 92L53 91H51V93ZM19 93H21V94L19 95ZM42 93H45V92H42ZM51 93L49 92L50 95H52ZM95 93L97 95H95ZM92 94H93L94 98H92L93 97ZM117 94L120 96L119 97L120 99L117 98L118 97ZM17 95H19V97L21 96L19 98L20 101H18L19 99H17V97H18ZM10 96L12 98L5 99V98H8ZM13 96H14L15 99H13ZM1 97H4L3 99H5V101L1 100L2 99ZM39 97H41V98H39ZM91 98L94 101L91 100ZM97 99H99V100H97ZM147 99H148V101H147ZM88 100H90V101H88ZM49 102H51V101L49 100ZM91 102H93V104ZM96 102L99 103V106L101 108L99 107V110L96 111V113H94L95 116L92 115L93 113H91V115H90V112H94V111H90V110H92L90 105H94L95 106V105H97ZM142 102H144V103H142ZM109 103H111V102H109ZM83 104H84V106H83ZM85 104H86V106H85ZM88 104H89V106H88ZM142 104L143 105L145 104L144 108H143ZM35 106H37V107H35ZM139 106L140 107L142 106V107L140 108ZM112 107H114V108L112 109ZM30 108H32L33 111L30 110ZM39 108H40V106H39ZM89 108H90V110H88ZM84 109H86V111L88 110L90 112H88V111L84 112L85 111ZM80 110H82V112ZM103 110H105V111H103ZM5 111L7 112V114H5L6 113ZM2 112H3V114H2ZM8 112H10V114ZM27 112H29V113L32 112V113L29 115ZM22 113H23V115H25V117L23 115H21L23 120H21V118H20L19 123L16 122L19 119V116H20L18 114H22ZM50 113H53V114H50ZM55 113H57V112L55 111ZM106 113L107 114L109 113V114L107 115ZM4 114H5V116L2 117V115H4ZM27 114L29 115L28 117H27ZM49 114H50V117H49ZM78 114L80 116H77ZM87 114H89L90 116L87 115ZM96 114H99V116L98 115L96 116ZM116 114H118V115H116ZM6 115L8 116V118L11 117V119L13 120L12 123L9 121L11 119L7 120V116ZM52 115H53L54 118L57 116V114L55 116L54 111L51 112V110H50V112H46V117H48V118H46V119L44 118L45 122L48 121V119L53 118ZM81 115L84 116V119H81L82 118ZM105 115H107L109 117H107ZM115 115H116V117H115ZM16 116H18V117H16ZM36 116H38V115H36ZM75 116H77V117H75ZM86 116H89L88 119L86 118ZM93 116L96 117V118H92ZM14 117L16 119H14ZM74 117L76 119H73L74 121H72V118H74ZM110 117H111V119H110ZM114 117H115V119H113ZM79 118H80L81 121H84V122L83 123L79 122L78 121ZM105 118H106V120H105ZM107 118H108V120H107ZM36 119H37V117H36ZM36 119H35V121L37 122ZM259 119L260 118H257V120H259ZM44 120L42 119V122ZM23 121H24V124H23ZM29 121H32V122H30L31 124L29 125L30 129L27 128L28 125H25V123L29 124ZM100 121H102V122L100 123ZM105 121H108V122H105ZM14 122H16V123H14ZM36 122H34V123H36ZM109 122H111L110 124H113L114 128H113L112 125L109 124ZM116 122L118 124H116ZM122 122L125 123V126L123 125L124 128H122V125H121ZM9 123L11 124L10 127H8L10 125ZM17 123H18V126H17ZM107 123H108V125H107ZM3 124H5V125H3ZM132 124H133V126H132L133 128L131 127ZM139 124H141V125H139ZM21 125H25V127L21 128L20 127ZM106 125L109 126V127L112 126L114 131H115V128H116L115 126H117V127L121 128V131L119 129V133H118V130H117L118 134H116L115 133L116 131L114 132L111 129V127H110L109 129H111L113 131V133L116 134L112 138L111 137L112 131L110 130L111 132H109L108 131V127ZM6 126L8 128H6ZM13 126H14V128L17 127L19 129L21 128L23 130L26 129L28 131L27 134H30V136L25 134L27 132L26 130H25V133L23 132V130H18L17 131V129L14 130ZM96 127H97V129H96ZM80 128H82V129H80ZM37 129L38 128L36 127L35 131ZM70 129H69V131H65V133H66L65 136L66 137H67V134H68V136L73 137V135H72L73 133H71V134L69 133V132H71ZM116 129H118V128H116ZM1 130L5 131V132H3ZM16 131H17V133H16ZM35 131H33V132L35 133ZM107 131L109 133H111L110 136L108 135ZM20 132H23V134H20ZM37 132H39V131H36V133ZM86 132H87V134H86ZM12 133H14L15 135L19 134V137H20V135H21V137L19 138V137L16 136L17 138L15 137L16 138L15 139L13 137L15 135L12 134ZM8 135H9V137H13L12 139L16 140L17 143L14 142V140H12L11 138L9 139ZM22 135L23 136L25 135V136L23 137ZM78 135H81V133H79ZM44 136H46L45 139L47 138L49 140V139L53 138L54 136H58V135L56 134L55 129H54L53 132L49 133L48 135H44ZM25 137H27L28 141L26 140ZM81 137H82V139H81ZM110 137H111V139H110ZM100 138H103L104 140L100 139ZM7 139L12 140L11 143L13 142L12 143L13 146H11L10 142H8L9 140H7ZM17 139L25 140V142L27 141V144L24 141H21V142L17 141ZM80 139H81V141H80ZM95 139H97V140H95ZM48 140L41 139L40 140L41 142L38 143V146L40 144H42V141H46V142H43V145H40V146H45V145L49 146V144H52V140L51 141H48ZM54 140H55V138H54ZM35 141L36 140H34L32 142H35ZM37 141H38V139H37ZM22 142H23V144L25 143L26 145L24 144L25 148L20 151L21 148H17V146L20 144L18 147H21V146L23 147V145H21ZM91 142H93V143H91ZM133 142L130 143V146H133L134 143H135L134 145H136L137 144L136 142H138V141L136 140V142H134V143ZM14 143L16 144V146H15ZM94 143L96 145H94ZM9 144H10V147H9ZM100 144H103L104 147L105 146H107V147L102 149L103 150L102 151V150H100V148L103 147V146L100 145ZM62 145H63V147H61V151L65 150V145L64 144H62ZM62 145H60V146H62ZM114 145H115V147H114ZM56 146L57 147L54 146L56 149L60 148L59 145H56ZM11 147H12V149H15V148L18 149L19 151L18 150H13L14 153H11L10 152L12 150ZM54 147L49 150L50 152H53L52 155L50 154L49 151L46 152V153L44 152V155L50 156L51 158H54L53 155L54 156L58 155V153H57L58 150L56 152ZM85 147L87 149L89 148L88 149L90 151V152L88 151L89 153L86 151L87 149ZM6 148H10V149H6ZM98 148H99V150H98ZM106 148H108V149H106ZM94 149L96 151H94ZM104 150H106L107 152L104 151ZM109 150H111V151L108 152ZM85 151H86V156H85ZM6 152L7 153L9 152V153L7 154ZM19 152H20V154H19ZM10 153L13 154V155H11ZM71 154H73V156H71ZM7 155H9V156H7ZM229 155L227 157V160H229L228 158H230V156H231V155L230 156ZM108 156H111L113 158L110 159V157H108ZM159 156H161V155L159 154ZM248 156H250V160L253 159L252 161L248 160L251 163L253 162L252 163L253 165L252 164L250 165L249 164L250 162L248 163L246 161V159H249ZM259 156H261V157H259ZM256 157H258L259 162H258ZM24 158H25V160H24ZM63 158H64V156H63ZM92 158L93 159L95 158V159L93 160ZM102 158L103 159L107 158V161H106V159L103 160ZM21 159H23L24 163L21 161ZM74 159H75V161H76V159H78V160L75 162ZM244 159H245V161L247 163L244 162ZM65 160H67V161H65ZM91 160H93V163H92ZM63 161H64V163H63ZM102 161H104V163L106 161L107 163L104 164ZM234 161H236V162H234ZM254 161L258 162V163L256 164ZM99 162H101V163H99ZM225 162H224V165H225ZM260 162H262V163H260ZM60 164H61L62 167L60 166ZM62 164H64V166ZM66 164H68L67 165L68 167H66V169H63V167H65ZM69 164H71V166ZM217 164H218V166H217ZM217 164L213 163L212 164V168H214V169L218 168L220 165H219V163H217ZM247 164H249V166L246 169ZM202 165L203 164L200 163V166H202ZM213 165H214V167H213ZM243 165L244 166L246 165L245 168H243L244 167ZM93 166H94V169L96 168L98 170L97 171H96V169L94 170ZM196 166L199 167L198 163L196 164ZM237 166L235 167L236 169H237ZM18 168H19V170H18ZM61 168H62V170H61ZM46 169H47V171H46ZM214 169H212L213 173L215 172ZM69 170H71V171H69ZM38 171H41V172H39V174L41 173L39 176H37L38 175ZM68 171L71 172V173H69ZM90 171L94 172V173L91 172V175L93 176V178H92V176L89 173ZM34 172H35V174H34ZM233 172L237 173V174H234ZM78 173L80 175H78ZM210 173H208V174H210ZM213 173H211L210 175H215V173L214 174ZM61 174H63V175H61ZM94 174H96V175H94ZM216 174H217V172H216ZM239 174L241 175L240 177H239ZM74 175H76V176H74ZM210 175H209V177H210ZM244 175L248 176V177L250 176V177L246 178ZM94 176H95V178H94ZM83 177H84V179H83ZM89 178H91V179H89ZM210 178H212V176ZM219 178H216V179H219ZM234 178H236V179H234ZM243 178H244L246 184L243 183L244 182ZM64 179H66V180H64ZM69 179H70V181L67 182ZM181 179L184 180V178H181ZM225 180L228 181L229 183L226 182V184L223 185ZM240 180H242V182ZM62 182H65V183L63 184ZM89 182H91V183H89ZM47 183H50V184H47ZM61 183L63 184L62 186H64L62 188H61V185H59ZM53 184H54V186H53ZM86 184H87V186H86ZM90 185H92L94 188L91 187ZM89 186L92 189H90ZM58 187H60V188H58ZM259 188H260V186H259ZM185 192H187V190H185ZM185 192H183L184 194L183 193L179 194V196H177L176 200L177 199H179L178 201L184 200L183 198L187 195ZM135 193L136 194H140L141 191L139 192L137 190V192H135ZM74 196H75V199H74ZM160 196L161 195H159V194L157 196H152V199L153 198L157 199V197H160ZM66 197L68 199L70 198V201H68V199ZM86 197H89V198L87 199ZM94 198H95L96 202L94 201ZM64 199H65V201L66 200L67 201L64 202ZM47 200H49V201H47ZM58 200H60V201H58ZM57 201L58 202H62V203H58ZM74 203H76V202H74ZM48 204H49V206H48ZM92 204L93 205L95 204L94 208H93ZM46 206H48V207L45 208ZM185 206L186 205L184 204L183 206H180V208H182V210H183L185 208ZM207 207L209 208V210H208ZM242 207H243L244 210L242 209ZM53 208L51 207L50 210L53 209ZM88 208H87V210H88ZM87 210L85 209V211H87ZM89 210L87 212L91 211V210L90 211ZM67 212H69V214ZM44 213H45V216H44ZM77 214H78V216H77ZM237 214L240 217L238 219H237L238 216H236ZM233 215H234V217H233ZM124 216L125 215H123V219H124ZM120 218H121V216H120ZM77 219H78V221H77ZM234 219H236L238 223L239 222L241 223V221L243 220V222H246L245 224L247 225V227L252 225L251 223L258 222V221L260 222V224L258 223L259 231H258V228L254 229V230H251L252 228H249L250 231H248L246 233L248 235H245L244 238H245V241H247V242L249 241L250 245H248V246L246 245L247 247L244 249L245 252H244V250H242L245 245H243L241 247V246L238 245L240 243H238V244H236V246L238 245L236 247L234 244H232L234 236H231L232 235V231H231L232 224H231V222H233ZM262 219H263V221H262ZM67 220H68V222H67ZM35 221H36L37 224L35 223ZM184 221L182 222V224L183 225H188V223H187L188 221H186V220H184ZM243 222H242V225H243ZM190 224H191V222H190ZM34 225H35V227H34ZM36 225H38V226H36ZM66 225H64L63 228L65 227L66 229H69V228L66 227ZM195 225L193 227H191V228L195 227L193 229L195 231H193L191 229H189V230H190V232L192 231L191 233H195L196 234V232L200 230L201 226L198 225L199 226V228H198ZM36 228H38V229H36ZM202 228H203L202 232L204 230H206L204 227H202ZM208 228L210 229V227H208ZM137 231H138V229L137 230L133 229L129 233H131V235H132L133 233H136ZM227 231H228V233H227ZM37 232H38V234H37ZM188 232L189 231L187 230L186 233H188ZM230 233H231V235H230ZM38 235H39V237H38ZM133 235H135V234H133ZM48 236L51 237V239H54L53 237H55V239H57V242L58 243L60 242V243L59 244L57 243V245H55V247L54 246L53 247H51V246L49 247V245L44 243L46 237H48ZM128 236H130V235H128ZM42 237H43V239H42ZM135 237H137V236H135ZM111 240H113V241H111ZM136 240L138 241V242L136 241L138 243V245H141V242H143L145 240V238L144 239L137 238ZM109 242L110 243L111 242L114 243L116 245V247H115L114 244H113V246L116 249L115 248L112 249L113 246L111 247L112 244H110ZM120 242H122V240ZM150 242H151V240H150ZM43 243H44V245H43ZM96 243L99 244V245H97ZM188 243H190L191 245L188 244ZM230 243H231V246H230ZM107 245H110L111 248L109 246H108L109 247L108 248ZM232 245H234V246L232 247ZM106 247L108 248L107 250H106ZM182 247H183V250H182ZM186 247H188V248L185 249ZM50 248H52V249L49 250ZM247 248H248V250H247L248 252L246 251ZM117 249L120 250V251H118ZM144 249H146V250H144ZM239 256H241V257H239ZM231 257H232V259H231ZM200 260H202V262H204V263H202Z\"/></svg>","mask_w":264,"mask_h":264}]
</instances>
